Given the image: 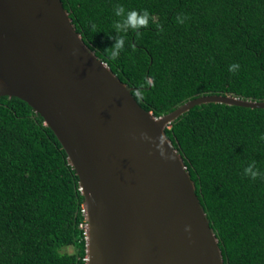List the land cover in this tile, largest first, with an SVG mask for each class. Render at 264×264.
Returning <instances> with one entry per match:
<instances>
[{
    "label": "trees",
    "instance_id": "1",
    "mask_svg": "<svg viewBox=\"0 0 264 264\" xmlns=\"http://www.w3.org/2000/svg\"><path fill=\"white\" fill-rule=\"evenodd\" d=\"M62 2L89 48L157 117L201 95L264 101V0ZM118 5L147 9L151 19L139 35L129 31L113 59ZM165 132L195 181L224 264H264V177L243 174L253 161L264 172V108L204 103ZM86 224L79 176L54 131L26 101L0 97V264H86Z\"/></svg>",
    "mask_w": 264,
    "mask_h": 264
},
{
    "label": "water",
    "instance_id": "2",
    "mask_svg": "<svg viewBox=\"0 0 264 264\" xmlns=\"http://www.w3.org/2000/svg\"><path fill=\"white\" fill-rule=\"evenodd\" d=\"M132 90L85 43L62 0H0V97L33 107L75 168L86 264H224L165 129L196 105L264 108V101L201 95L157 117ZM162 133L165 155L157 148Z\"/></svg>",
    "mask_w": 264,
    "mask_h": 264
},
{
    "label": "clouds",
    "instance_id": "3",
    "mask_svg": "<svg viewBox=\"0 0 264 264\" xmlns=\"http://www.w3.org/2000/svg\"><path fill=\"white\" fill-rule=\"evenodd\" d=\"M115 16L120 17L114 23V32L115 35H110L109 38L114 40V43L111 46V58L115 59L119 56L120 52L125 48L126 37L129 31L135 32L139 35V30L142 27H145L151 19V14L147 9L140 11L137 10H128L126 11L123 5H118L115 8ZM188 19L186 14H181L177 17V20L180 23H183ZM96 25L91 24V29L94 30ZM240 69V64L233 62L228 66V71L235 74ZM142 137L147 140H151V137L147 133H142ZM261 140H264V136L260 137ZM165 144L163 133L159 137V144L157 148L160 150L161 155H165L163 145ZM243 174L253 180L264 177V172H262L256 165V162L253 161L244 168Z\"/></svg>",
    "mask_w": 264,
    "mask_h": 264
},
{
    "label": "rangeland",
    "instance_id": "4",
    "mask_svg": "<svg viewBox=\"0 0 264 264\" xmlns=\"http://www.w3.org/2000/svg\"><path fill=\"white\" fill-rule=\"evenodd\" d=\"M68 251L71 252V253H74V248L73 247H69Z\"/></svg>",
    "mask_w": 264,
    "mask_h": 264
}]
</instances>
